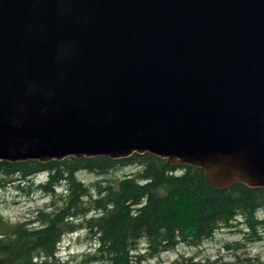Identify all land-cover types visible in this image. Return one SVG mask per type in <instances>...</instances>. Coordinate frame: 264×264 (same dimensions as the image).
Wrapping results in <instances>:
<instances>
[{"label": "water", "instance_id": "1", "mask_svg": "<svg viewBox=\"0 0 264 264\" xmlns=\"http://www.w3.org/2000/svg\"><path fill=\"white\" fill-rule=\"evenodd\" d=\"M133 153L264 187V0H0V161Z\"/></svg>", "mask_w": 264, "mask_h": 264}, {"label": "trees", "instance_id": "2", "mask_svg": "<svg viewBox=\"0 0 264 264\" xmlns=\"http://www.w3.org/2000/svg\"><path fill=\"white\" fill-rule=\"evenodd\" d=\"M126 167L134 168L133 173L111 180L86 184L79 178L83 172L102 177ZM41 175L36 191L49 196L50 204L28 221L7 225L0 217V264H70L59 255V245L80 231L95 242L84 263L264 264L247 252L264 238V187L237 183L218 189L207 183L202 169L169 164L150 153L121 159L0 161V188L16 182L24 190ZM224 231L241 234L222 246L230 261L185 253L170 262L158 260L180 247L201 248Z\"/></svg>", "mask_w": 264, "mask_h": 264}, {"label": "rangeland", "instance_id": "3", "mask_svg": "<svg viewBox=\"0 0 264 264\" xmlns=\"http://www.w3.org/2000/svg\"><path fill=\"white\" fill-rule=\"evenodd\" d=\"M132 167L119 168L110 172L107 176H96L83 172L79 178L86 184L97 180H111L133 173ZM44 180V175L35 177L33 185L24 186V190L16 188V182L7 183L0 188V217L7 225L16 224L25 220H30L35 212L50 204V197L36 191V184ZM241 234L237 231L220 232L212 240L205 242L201 248L180 247L177 252L162 254L158 260L160 262H170L179 254H189L199 259H216L218 257L224 260H231V255L222 250L225 242L236 241ZM94 239L85 231H80L65 236L59 245V255L70 264H98L96 262L84 263V260L93 255L95 247ZM250 256H259L264 260V238L258 243L250 245L247 249ZM158 261H148L145 264H156Z\"/></svg>", "mask_w": 264, "mask_h": 264}]
</instances>
